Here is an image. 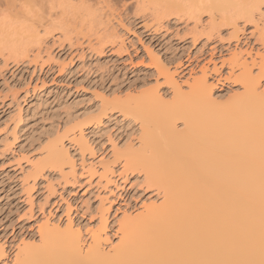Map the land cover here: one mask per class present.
<instances>
[{"label":"bare ground","instance_id":"obj_1","mask_svg":"<svg viewBox=\"0 0 264 264\" xmlns=\"http://www.w3.org/2000/svg\"><path fill=\"white\" fill-rule=\"evenodd\" d=\"M122 1L0 0V49L19 52L23 60L29 58L35 47L40 49L39 30L68 34L69 22L77 9L85 13L96 31H108L106 14L112 9L113 14L119 13ZM131 1L121 6L125 18L138 17L144 7L147 10L146 4L152 6L151 16L156 15L152 17L159 19V26L150 30L143 22L139 27L155 35L164 29V20L183 12H190L197 23L205 13L213 24L218 19L214 26L210 23L208 34L233 28L234 37L229 42L237 36L239 22L250 25L264 20V0H190V4L186 0L188 12L170 0ZM128 24L136 27L130 19ZM258 37L263 47L256 64L259 74L252 76L247 63H243V71L237 76L243 93L228 107H220L213 100L205 71L202 78L194 79L188 92H183L157 55L152 60L158 76L173 89L171 101H164L163 96L152 91L135 100L113 103L112 108L119 109L120 115L140 121L139 149L122 153L120 175L126 180L130 171L141 169L147 188H154L163 201L160 205L145 204L144 211L133 218L123 214L115 222L118 228L114 235L120 237L111 252L103 250L110 240L106 233L110 208L102 205L99 225L89 232L91 243L86 252L82 250L81 230L71 221L64 229L44 224L40 226V245L23 242L12 264H264V93L258 90L264 79V29ZM115 38L121 36L116 33ZM121 44L125 45L123 41ZM104 48L100 45L97 53L102 54ZM237 61L234 62L239 68L241 63ZM107 106L102 105L100 114L93 119L95 124L109 117ZM179 120L184 126L181 132L173 128ZM153 126L160 128L159 133ZM67 140L69 132L53 142L47 154L33 164L28 173L33 186L26 189L29 198L46 170L63 171L68 167L66 178L75 177L74 157L63 145ZM71 142H76L82 160L92 150L83 134ZM93 175L91 170L90 176ZM111 175L107 166L100 179L109 183ZM2 257L4 248L0 246V260Z\"/></svg>","mask_w":264,"mask_h":264},{"label":"rangeland","instance_id":"obj_2","mask_svg":"<svg viewBox=\"0 0 264 264\" xmlns=\"http://www.w3.org/2000/svg\"><path fill=\"white\" fill-rule=\"evenodd\" d=\"M130 1H122L119 13L113 14L112 9L109 14L105 8L106 17L103 10L108 31H96L85 13L77 9L68 34L39 30L40 49L35 47L29 58L23 60L19 52L0 49V246L4 248L0 264H12L23 242L39 246L40 226L44 224L64 229L71 221L81 230L82 250L86 252L91 243L89 232L99 225L102 205L110 208L106 232L110 240L103 250L111 252L120 237L114 235L118 228L115 222L123 214L133 218L144 211L145 204L162 203L156 190L143 182L141 169L130 171L126 180L120 175L122 153L139 149L140 121L112 108L116 100H135L152 91L163 96L164 101H171L173 89L158 76L153 56L157 55L173 74L183 92H188L194 79L202 78L205 71L213 100L220 107H228L243 93V86L237 82L243 63H247L252 76L259 74L257 63L263 47L258 36L264 29V20L250 25L239 22L237 39L229 42L234 37L233 28L208 34V26L219 23L217 18L213 24L205 13L197 23L190 12L186 13L190 0H170L184 6L186 15L183 12L164 20V29L155 35L139 27L143 22L150 30L159 26V19L152 17L156 15L151 16L153 7L147 4L144 13L128 17L136 27L128 26L129 19L121 6ZM261 13L264 14V5ZM116 33L121 39L115 38ZM122 41L125 45L120 46ZM100 45L105 47L102 54L97 53ZM234 61L241 63L239 68ZM258 90L264 93V79ZM103 104L108 105L109 117L95 124L93 119ZM153 127L159 133L160 128ZM173 128L183 131V122L175 121ZM67 132L70 140L63 145L74 157L75 177L66 178L68 167L63 171L46 170L29 198L26 189L33 184L28 179L33 164ZM81 134L92 148L83 160L76 142H71ZM107 166L113 172L109 183L100 179ZM91 170L95 175L90 176Z\"/></svg>","mask_w":264,"mask_h":264}]
</instances>
